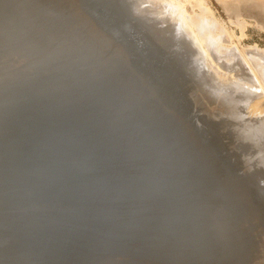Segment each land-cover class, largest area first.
<instances>
[{
	"label": "rangeland",
	"instance_id": "rangeland-1",
	"mask_svg": "<svg viewBox=\"0 0 264 264\" xmlns=\"http://www.w3.org/2000/svg\"><path fill=\"white\" fill-rule=\"evenodd\" d=\"M38 1L0 0V111L1 109L10 111L8 112L9 115L4 116L3 121L0 123L2 128L3 124L11 126V128L7 126L9 133H6V137L9 136L8 138L11 137L15 140V137L19 139V136L23 140L21 143L28 141L31 145H39V147L44 148L42 154H45V152L47 154L51 149L55 148L56 152H61L55 154L54 151H51L53 155L48 153L49 157L48 154H45V157H48H46L47 161L51 158L55 159L54 157L57 154L60 157V154H63L66 156V160L62 159L65 156L62 155L63 157H61L63 163L69 161L67 160L68 156L71 157L70 160L72 162L69 161L71 164L66 163L64 165L65 163L62 164L60 157L57 155L54 161L60 162L66 169L62 168L60 163V167L56 168L59 164L53 161V166H49L50 173H48V163H45L44 156L41 158V153L38 156L39 152L36 154L38 158L31 154L29 158L28 156L26 157L28 159L25 158L27 161H23L19 157L15 159L19 156L15 149L22 144L18 140L16 142L12 141L14 143L10 141L11 144L9 145H13L11 148H14L15 143L21 144H15L17 148L13 149L14 154L16 153L17 156L14 154L10 156L11 152L9 151H11V148L8 145L7 149L4 143L7 142L6 144H8L11 139L6 138L7 141L4 140L3 143L1 140L5 137L6 130L2 132L4 134L0 138V142H2L0 143V154L1 157H4V160L2 159L3 161L0 162V174L2 177H6L15 171L16 173L21 171V174L17 176L21 177L22 173H24V176L28 175L33 182L32 184L29 178H25L22 175V178H25V180L23 179L25 183L22 184V178L19 179L16 174H13V177H16L15 181L12 180L13 177L12 179L8 178L10 176L7 177L13 181L12 185L11 181H7L8 179L3 181L0 175V204L4 205L0 210L2 213L4 212L3 214L0 212V217H3L2 219L0 218L2 223H0V229L3 226L2 229L4 230H2L3 232L1 231L2 234L0 232L3 237L0 236V245H4L6 240L4 241L3 239H7L12 233L11 237H8V240L11 239L9 240L10 243H7V241V245H4L5 249L9 247L11 252H6L8 249H4V251V246H0V254L6 258L8 264H107V262L108 264H110L109 262L111 264H264V201L260 194L259 183L255 182L257 178L245 176V174L236 169L230 159H225L218 154H214L213 151L211 152L207 148L206 142L205 147L207 150H205V154H202L206 148H201V150L200 147H204V145H197V143L205 141L203 131L206 129L192 118L191 108L186 103L183 96L184 93L179 88L173 89L174 83L166 76L165 67L152 60L153 51L150 43L145 39V46L143 47L138 42H135L130 37V29L128 27L136 29L133 27L134 25L131 26L127 23L130 18L129 15L135 13V16H130L135 18H132L133 21L137 20L135 23L138 25H136L140 29L143 27L141 30L146 35L148 34V38L152 37L153 39H150L156 42L155 37L156 39L162 37L160 40L158 38L157 43L162 46L161 50L167 49L170 54L172 51H178L179 48L177 47L178 44L180 45V37L181 39L186 37V35L184 36V32L186 34L184 22L192 18L189 23H192L191 28L197 38L202 36L203 30L199 29L200 24H193V20L201 19L200 21L207 23L206 25L203 23L206 27L211 25L209 26L212 31L210 36L214 43H209V45L204 43L205 39L203 42H201V39V41L199 40L206 54L204 55L202 49L199 47V51L196 46L194 47L197 50L192 49L190 51L193 53L199 52L197 54H200L199 56L202 57L203 61L205 60L204 62L201 60L205 66L203 67L204 70L209 67L210 63L218 65L221 62L216 55L217 53L222 55L227 53L236 54V52L238 55L240 53L238 55L240 62H237V60V64L241 63L240 66L242 67L253 66L245 68L247 70L246 73L250 70L248 73L250 75H247V77L249 81H251V77L256 80L259 87L255 90V93L250 95V99L251 104L257 98L261 100L259 102L256 100L252 105L255 111L253 112L258 113L257 115L263 118L264 0H167V3L162 0L160 4L157 2L158 0H151L154 1L153 3L150 0H145V2L144 0H134V2L133 0L131 2L130 0H122L124 1L122 2V7L125 8L123 10L126 11L127 9L126 13H129V15L123 13L124 11L110 9L109 7L111 6L105 1L102 3L101 0H40V2H46L44 4H40ZM35 2H38L39 5ZM132 2V6H136L135 8L133 7V11H131ZM33 3L34 5H32ZM92 5L96 9L92 10L89 22L85 25H78L81 13H84L82 11H90V6ZM127 5L129 8L131 7V10L127 8ZM153 5H156V8ZM160 6L165 8L162 9ZM148 7H152L151 9L156 14V16L151 14L155 16L154 19L152 18L153 21L149 20L152 12H149ZM173 9L183 12L181 13L183 19L180 17L178 20L176 17V21L175 16H173ZM155 10H158V13ZM159 14L162 15L159 16ZM147 15L149 18L148 21H145L147 20ZM71 18L73 19L70 20ZM155 18L158 19L157 22L161 21L159 24L163 23L162 26L160 25L161 27H167L172 32L170 36L174 34L180 35L182 32L183 35H178L179 38L174 35V42L171 40L172 38L169 36L168 31L164 32L167 29L164 30L157 24L159 30L156 24L153 23L156 21ZM181 19L184 21L182 22ZM165 21L170 22L167 23ZM181 22L182 24H180ZM176 23L181 28L177 27ZM151 24L153 25L151 26ZM152 27L156 29L153 30ZM98 28H102L107 36L112 37L110 39V48L105 47L107 56L114 52V48L111 45H121L125 50L135 48L138 53L137 63H148V71L145 74L146 80H151V78L154 80L158 79L156 82L159 92H173L170 95L172 96V106L182 119L183 124L192 127V142L195 144H185V139L181 138V131L177 130V127L170 122H166L162 112H157L153 120L152 117L150 118L148 113H151L150 110L154 105L150 97H152L154 92L152 93V91L144 87H133L131 83V80L139 74L137 67L133 66L136 65V61L127 64L126 71L120 64L114 65L115 62H112L111 70L106 71L111 66L102 64V61H98L99 59L93 58L80 65H76L72 60H69L70 56L74 55L79 49L73 46L61 48L62 45H67L77 40H89V38L93 37L91 32L95 31V29L98 30ZM151 28L153 31L150 30ZM170 29L174 31V34ZM160 32L163 35L161 34L157 37L156 34H160ZM153 35L156 36L154 37ZM165 39L168 41L170 48L171 42H173L172 47L175 48L177 46L176 49H168L169 45ZM164 41L166 42L164 43ZM174 43H176L175 46ZM183 46L180 45V48H182L181 50L179 49L180 52L182 51L181 54L184 52L183 55L180 52L179 54L174 52L175 54L172 53L171 55H175L174 58L178 57L181 59L183 57V59L192 60V57L189 58L188 53L190 56H194L193 53L188 52L189 50L186 51L185 49L188 48ZM231 46L236 47L237 50L233 47L230 48ZM216 47L221 49L218 50ZM252 47L258 52L255 49L253 50ZM111 48L113 49L112 51H110ZM56 51L60 52L57 54ZM209 51H215L214 58L212 57L214 54L211 55L212 53ZM207 57L208 61L206 60ZM190 60L183 61L188 62L187 67L188 69L190 68L189 70L192 71L194 69L193 72H196L197 68L196 74L199 72V76L200 71H204L203 69L200 70L202 66L200 67V63L198 64L194 57L193 60L196 63L193 60L190 62ZM225 60L229 61L227 58ZM105 61L106 59L103 62ZM245 62L248 64L246 65ZM197 64L199 68H195V66H198ZM216 65L215 67H217ZM221 65L225 66L222 63ZM242 67L240 68L242 69ZM169 70L175 74L172 68ZM231 70H234L232 75L239 73L238 70L235 71L232 68ZM221 72L226 73L227 69L222 68ZM253 72L254 75L251 74ZM201 74L200 76L202 77L200 78L199 76L196 79L197 81H194L198 87L206 82L205 76H203L205 74L203 72ZM203 78L205 82H203ZM233 78L232 80L240 82L237 78ZM198 80H201L200 82L202 83ZM177 81L182 82V79L177 77ZM45 83L50 86L48 84V86H45ZM242 88L245 87L242 86ZM30 89L34 90V92L31 90V92L33 94L36 93V96L29 93ZM36 90H39L40 93ZM257 90L261 91L258 93ZM25 91H28L27 93L29 94H26ZM212 91H214L213 88H207L208 93L213 94ZM261 93L263 96L260 95ZM33 96L34 98H32ZM29 99L33 101V105L23 107L25 101H31ZM189 103L191 105L194 104L193 101ZM54 111L55 114H53ZM250 117L252 118L253 116L250 115ZM4 128L6 129V126ZM0 135L2 136V134ZM25 137L26 139H24ZM184 145H186V150L184 149V151L193 149V147L201 150V156L205 157L202 162L207 165L204 167L205 169L201 165L195 164V156L182 154L181 149ZM2 147L6 149L4 150ZM209 155L211 156L209 157ZM199 157L197 162L202 163ZM206 157L210 159H206ZM8 160H13L14 162L16 160V165H21L24 169L18 170L19 167L17 166L15 170L14 166L16 165L12 168ZM20 160L27 163L23 164ZM205 160H210L215 165L213 163L211 166V162L208 163L207 161L208 165ZM54 164L57 166L54 167ZM72 164L74 166L73 169L71 168ZM48 165H52V163ZM68 166L71 168L69 169L70 171ZM219 166H221V169ZM76 168L79 174L75 173ZM216 169H219V171ZM23 170L25 172H22ZM29 174L33 175V179H31ZM89 175L95 176H92V178ZM71 177L75 178L76 181L72 180ZM63 178H70L72 183L70 184L71 181L68 179L62 185L61 181H64ZM80 178L81 183L79 181ZM16 179L20 180V183H14L18 182ZM34 185L41 188V193L39 194H42L43 191L44 195H39L41 198L36 193L40 189L32 187ZM66 186L67 188H65ZM30 188L33 189L30 190ZM34 189L35 191H33ZM48 193L51 195H48ZM6 196L12 197L11 199H15V201L18 198L20 201H16L15 205V202H10L9 197ZM72 197H74L73 201H71ZM2 198L6 203L1 201ZM6 198L8 199L6 200ZM7 201L14 205H9ZM99 205L105 206L106 209H104L105 207L102 208V206L100 208ZM112 205L118 208L115 210V208L111 207ZM98 208L100 210L104 209L103 211L105 212L109 211L104 214ZM109 212L111 215H108L110 214ZM124 212L128 214L125 215ZM113 213L117 215L114 214L112 217ZM123 214L124 216H122ZM134 214H137L134 217H139L141 222L139 218H134L135 221L138 220V222H134L132 219ZM46 216L49 218L56 216V218L54 217L51 220ZM116 216L120 217L116 218ZM127 216H129L128 221ZM46 219H49L48 221L51 220V224ZM44 220L46 221L44 222ZM46 222L49 224H46ZM116 222H120L123 226L120 232L118 229H120L121 224ZM116 224H118V227ZM13 225L16 228L12 230L10 227ZM100 225H105V227L107 225L108 227L103 228L101 226V229ZM71 226H73V230L75 228H77L75 230L82 229V233L91 235V237L89 236L90 239H87L88 246L86 247L88 248L85 247L81 254H79L78 250L66 253V247L61 246L64 249H59L60 246H56V243L53 242V239H56V236L62 230L67 231ZM114 227L118 228L117 233L119 232V235L110 233L112 231L116 232ZM4 228H7L6 230H9L8 233L10 234H6L7 231ZM110 228H113V230L110 231ZM107 231L110 232L107 233ZM152 234L160 235L157 239V236L155 237ZM195 234H198L199 237L200 235L202 236L200 239L203 238V242L200 241L199 244L202 242V248L206 246L205 248L208 250H202L201 245L199 247L201 250L197 248L199 237ZM151 235L153 238H151ZM179 235L181 236L179 237ZM196 237L198 240H196ZM186 238L194 242L192 243L196 246L195 250L193 244L189 243ZM25 242H27V245ZM29 242L30 247H28ZM145 242L148 245L151 243L152 246L150 245L149 248ZM17 244L21 245L16 247ZM13 245L18 249H15ZM72 248L79 249L75 245H72ZM14 249L18 251V254L13 251ZM197 249H199L200 253L197 252ZM144 251L146 256L140 254ZM7 253L12 258L8 259ZM82 253L84 254L82 255ZM42 254L44 255L42 256ZM12 255L18 259L14 260ZM169 256H173V258ZM203 256H206V258L204 259ZM2 257L0 255V263L3 261ZM4 257L3 259H5Z\"/></svg>",
	"mask_w": 264,
	"mask_h": 264
},
{
	"label": "bare ground",
	"instance_id": "bare-ground-1",
	"mask_svg": "<svg viewBox=\"0 0 264 264\" xmlns=\"http://www.w3.org/2000/svg\"><path fill=\"white\" fill-rule=\"evenodd\" d=\"M36 1V0H35ZM38 1V0H37ZM44 1V0H43ZM58 1H60V0H58ZM61 1H64V0H61ZM103 1H105L106 3H108L111 7H109L110 9L111 8H113V9H115V10H119V11H124L123 10V8L124 7H122V2H124V1H122V0H101V2L103 3ZM147 1V0H146ZM151 1V0H150ZM155 1V0H154ZM154 1H151V3H153ZM157 1V0H156ZM164 1H166V3H167V0H164ZM33 2H34V0H33ZM38 2H40V0L38 1ZM38 2H35V3H37L38 4ZM54 2V1H53ZM55 2H57V1H55ZM126 2H128V1H126ZM130 2H131V0H130ZM133 2H134V0H133ZM133 2L131 3V6L133 5ZM144 2H145V0H144ZM143 2V3H144ZM149 2V1H148ZM159 4L162 2V0H158L157 1ZM44 3H46V2H44ZM76 3V2H75ZM135 3H138V2H135ZM147 3V2H146ZM150 3V2H149ZM165 3V2H164ZM169 3V2H168ZM172 3V2H171ZM62 4V3H61ZM70 4V3H69ZM73 4H74V1H73ZM72 4V5H73ZM77 4V3H76ZM130 4V3H129ZM128 4V5H129ZM32 5H34V3L32 4ZM36 5V4H35ZM39 5V4H38ZM46 5V4H45ZM71 5V4H70ZM125 5V4H124ZM127 5V6H128ZM139 5V4H138ZM166 5V4H165ZM168 5V4H167ZM41 6V5H40ZM54 6V5H53ZM73 6H76V5H73ZM130 6V5H129ZM129 6L127 7L128 9H130L129 8ZM151 6H152V4H151ZM154 6V5H153ZM169 6V5H168ZM133 7L134 6H132V10L131 11H133ZM136 7V6H135ZM134 7V8H135ZM155 8H156V5L154 6ZM153 7V8H154ZM161 7V6H160ZM172 7V6H171ZM175 7V6H174ZM54 8H56V7H54ZM58 8H60V7H58ZM76 8V7H75ZM149 8V7H148ZM152 8V7H151ZM151 8H149V12H152V13H150V19L149 20H152V18L154 19V17L156 16V14H155V12L151 9ZM162 8V7H161ZM163 8H165V7H163ZM162 8V9H163ZM173 8V7H172ZM175 8H178V7H175ZM90 11H82V12H84V13H81V16H80V19H79V24L78 25H85V24H87L88 22H89V20H90V16L92 15V10L93 9H96V7H94V5H92V6H90ZM125 9V8H124ZM159 9V8H158ZM68 10V9H67ZM136 10V9H135ZM134 10V11H135ZM171 10V9H170ZM174 10V12H173V16H175V20H176V17H177V19L179 18L180 19V17L182 18V16H181V13H183V12H179V10L178 9H173ZM126 11H127V9H126ZM126 11H124L123 13H125L126 15H129V13L127 14L126 13ZM146 11V10H145ZM144 11V12H145ZM156 11V10H155ZM158 11V10H157ZM156 11V12H157ZM164 11H165V9H164ZM167 11V10H166ZM169 11V10H168ZM60 12V11H59ZM72 12V11H71ZM111 12V11H110ZM154 12V13H153ZM163 12V11H162ZM132 13H134V12H132ZM158 13V12H157ZM168 13V12H167ZM171 13H172V11H171ZM63 14H65V13H63ZM71 14V13H70ZM151 14H155V16H153V15H151ZM165 14V13H164ZM74 15V14H73ZM131 16H135V13L132 15V14H130ZM129 15V19H128V21H127V23L128 24H130L131 26H133L136 30H134V29H131L130 27H128L129 29H130V31H129V34H130V37L135 41V42H138L139 44H141L143 47L145 46V43H144V41H145V39L150 43V45H151V48H152V51H153V56H152V60L154 61V62H158L159 64H161L163 67H165V74H166V76L169 78V80L170 81H172L173 83H174V85H173V89L174 88H179L183 93H184V97H185V100H186V103L187 104H189V106H190V108H191V114L193 115L192 116V118L194 119V121L195 122H197V123H199V124H201L202 126H203V128H205L206 130L205 131H203V135H204V139H205V141L204 142H198L197 143V145L198 144H201V146H203L204 145V147H200V149L201 148H206L205 146H206V143H207V148L208 149H210L211 150V152L213 151L214 152V154H218V155H220L221 157H224L225 159H230L233 163H234V165H235V167H236V169L237 170H239L240 172H242L243 174H245V176H248V177H253L254 179H256V181L255 182H258L259 183V186H260V188H261V196H262V199H263V201H264V116H263V118H260L256 113H254L255 111H254V107H253V103L256 101V100H258V98L256 99V100H253V103L251 104V99H250V95H252L253 93H255V90L259 87V85H257V83H256V80H254L252 77V79L250 78V80L251 81H249V79H248V77H247V75H248V73H249V71H248V73H246L247 72V68L248 67H251L252 65L250 64V62H249V64L251 65V66H248V67H242V66H240V64H237V62H240V59H239V57H238V55L240 54H238L237 55V52H236V54H225V55H222V54H219V53H217L216 55H217V57H218V59H220L221 60V62L220 63H218V65H216V64H213V63H210L209 65L207 64L208 62V57H207V63L205 62V64H207L209 67V69L206 67V70H204V68L203 67H205L204 66V64L202 63V62H204L203 61V59H202V57L201 56H199L197 53H199V52H192V51H190V50H192V49H195V50H197L194 46H196L198 49H199V47L202 49V47H201V45H202V43L201 42H203V40L205 39V41H204V43H206V44H211L212 42L214 43V41H212V39H211V34L210 33H212V31L210 30V28H209V26H211V25H209L208 27H206V26H204V22H202V21H200L199 19H197V20H193V24L194 23H196V24H200V30L202 31V36L201 37H198L197 38V36L195 35V33L193 32V30H192V26H191V22L189 23V21L192 19H190L189 21H187V22H184V26H185V31H186V34H185V32H184V36L186 35V37L183 39H181V37H180V41H179V43H180V45H184L185 46V48L187 47L188 49H185L186 51L187 50H189L188 52H191V54L193 53V55L194 56H190V54L188 53V55H189V58H191L192 57V60H193V57L195 58V61L196 62H198V64L200 65V70L201 69H203L204 71H202L205 75H203V76H205V79H206V82L204 81V78H203V82H205V83H203V85L201 86L200 85V87H198V85H196V83L194 82L197 78H199V76L200 75H202L201 73V71H200V75L198 76V74H199V72H198V74H196V72H197V68L196 67H198L199 68V65L198 66H195V68H196V72L194 71L193 72V67H192V65H191V68L193 69L192 71L191 70H189L188 69V62H185V61H189L190 59L187 57V59H189V60H186V59H183V57H181V55H183V53L181 54V52L179 51V49L181 50V48H180V45L178 44V47L177 46H175L176 45V43H174V46H175V48H173L172 47V43L173 42H171V41H169V42H171V48H173V49H176V47L177 48H179L178 49V51L176 50V51H172L171 52V54L172 53H174V52H177V54H179V52H180V57H181V59H183V60H185V61H183V60H181L180 58H178V57H176V58H174V56H172L169 52H168V50L167 49H165V48H163V49H165V50H161V45H159L157 42H158V35H163V33H161L160 32V34H156L157 35V39H156V35L154 36L155 37V40H157V42L156 41H154V40H152L153 38L152 37H150V38H152V39H150V38H148V34L146 35L145 34V32L143 31V30H141V29H143V27L140 29L137 25V23H135V22H137V20L136 21H133L132 20V18H131V16ZM148 15H149V13H148ZM147 15V16H148ZM162 15V14H161ZM160 14H159V16H161ZM75 16V15H74ZM153 16V17H152ZM165 16H168V15H165ZM171 16H172V14H171ZM164 17V16H163ZM145 18V17H144ZM144 18H143V20H144ZM147 18V20H145V21H148V18H149V16L148 17H146ZM158 18H160V17H158ZM166 18H168V17H166ZM170 18V17H169ZM171 18H173V17H171ZM185 18V17H184ZM73 18H71L70 20H72ZM133 19H135V18H133ZM178 19V20H179ZM183 19V18H182ZM182 19H181V21H182ZM186 19V18H185ZM205 19V18H204ZM66 20V19H65ZM155 22H157V18H155ZM164 20V19H163ZM162 20V21H163ZM170 20V19H169ZM203 20V19H202ZM68 21V20H67ZM153 21V20H152ZM172 21V20H171ZM177 21V20H176ZM184 21V20H183ZM182 21V22H183ZM192 21V20H191ZM72 22V21H71ZM155 22H153L154 24H156V26H157V24H159V22H161V21H159V22H157V23H155ZM165 22H170V21H165ZM173 22H175V21H173ZM172 22V23H173ZM180 22V21H179ZM182 22L180 23V24H182ZM207 22V21H206ZM150 23H152V22H150ZM178 23V22H177ZM176 23V24H177ZM204 23V24H203ZM209 23V22H208ZM61 24V23H60ZM69 24H70V22H69ZM125 24V23H124ZM137 24V25H136ZM141 24V23H140ZM144 24V23H143ZM146 24V23H145ZM163 24V23H162ZM162 24L160 23L159 24V27L160 28H163L164 30L165 29H167V27L166 28H164V27H161L162 26ZM175 24V23H174ZM179 24V23H178ZM178 24H177V27H180L181 28V26H178ZM207 24V23H206ZM205 24V25H206ZM71 25V24H70ZM74 25H76L75 23H74ZM73 25V26H74ZM126 25V24H125ZM124 25V26H125ZM142 25V24H141ZM153 24H151V26H152ZM161 25V26H160ZM166 25V24H165ZM168 25V24H167ZM77 26V25H76ZM89 26V25H88ZM103 26V25H102ZM145 26V25H144ZM149 26V25H148ZM155 26V25H154ZM164 26V25H163ZM158 27V26H157ZM159 27H158V29H159ZM170 27V26H169ZM153 28V27H152ZM152 28L150 29V30H152ZM170 28H172V27H170ZM81 29H82V27H81ZM144 29H146V28H144ZM154 29H156V28H153V30ZM212 29V28H211ZM152 30V31H153ZM160 30V29H159ZM171 30V29H170ZM181 30V29H180ZM182 30H183V28H182ZM76 31V30H75ZM152 31H151V33H152ZM168 31V34H169V36L172 34V32H170L168 29L166 30V31H164V32H167ZM171 31H173V30H171ZM211 31V32H210ZM148 32V31H147ZM146 32V33H147ZM150 32V31H149ZM155 32V31H154ZM180 32H182V31H180ZM150 33V34H151ZM87 34V33H86ZM91 34H92V38L90 39L89 38V40H86V41H74V42H71L70 44H67V45H62V47L61 48H63L64 46H73V47H75V48H77V49H79V50H77L76 51V53L74 54V55H72V56H70L71 58L69 59V60H72L76 65H80V64H83V63H85V62H87V61H89V60H91V59H93V58H95V59H99L98 61H102V64H105L106 66L107 65H109V66H111L110 67V69H108V70H106V71H109V70H111V68H112V66H113V63L112 62H115L114 63V65H116V64H120V66H123V68H124V70L126 71V69H127V64H129L130 62H132V61H136V65H133V66H136L137 67V70L139 71V74H138V76H136V77H134L131 81V83H132V86L133 87H144V88H148L150 91H152V93H153V95H152V97H150V98H152V101H153V108H151V113L149 112L148 114L150 115V118L152 117V120L156 117V113L157 112H162V114H163V118L166 120V122H170L171 124H173L174 126H176L177 128V130H179V131H181V138H184L185 139V144L187 143V145H189V144H195V143H193L192 142V127L191 126H189V125H184L183 124V122H182V119L179 117V115L176 113V111H175V109L173 108V106H172V96H170L173 92H170V93H162V92H159L158 90H157V80L155 79H152L151 78V80H146V73H147V71H148V63H146V62H139V63H137L138 61H137V56H138V53H137V50L135 49V48H130V49H128V50H125L124 49V47L123 46H121V45H111L113 48H114V52L113 53H110V55L109 56H107L106 54V52H105V47L107 46V48L110 46V39L112 38L111 36H107L105 33H104V31H103V29L102 28H98V30H96L95 29V31H93V32H91ZM168 34H167V36H168ZM173 34H174V31H173ZM182 35H183V32L181 33ZM180 34V35H181ZM166 35V34H165ZM175 36L177 35V34H174ZM174 35H172V36H170L172 39L171 40H173L174 42H175V38H174ZM179 35V34H178ZM177 35V37L179 38V36ZM181 35V36H182ZM187 36H190V37H187ZM214 39H215V37L214 36H212ZM86 38V37H85ZM162 38V37H161ZM161 38H159V40L161 39ZM164 38H166V37H164ZM174 38V39H173ZM167 39V38H166ZM165 39V40H166ZM202 41H201V40ZM163 40V39H162ZM161 40V41H162ZM168 40H169V38H168ZM177 40V39H176ZM201 42H200V41ZM143 41V42H142ZM167 41V40H166ZM166 41H164V43L166 42ZM160 42V41H159ZM177 42V41H176ZM182 42V43H181ZM167 44H168V41L166 42ZM178 43V42H177ZM161 44H162V42H161ZM209 44V45H210ZM164 45H166V44H164ZM169 45V44H168ZM153 46V47H152ZM167 46V45H166ZM183 46V47H184ZM207 46V45H206ZM233 46H231L230 48H232ZM110 48V47H109ZM108 48V49H109ZM168 49L170 48V45H169V47H167ZM171 48H170V50H171ZM205 48V47H204ZM217 48V47H216ZM223 48V47H222ZM233 48H235L236 49V47H233ZM172 49V50H173ZM210 49V48H209ZM218 50H220L219 48H217ZM224 49V48H223ZM222 49V50H223ZM252 49L254 50L255 48H253L252 47ZM252 49H250V50H252ZM113 49L111 48V50L110 51H112ZM182 50H184V49H182ZM211 50V49H210ZM237 50V49H236ZM258 50V49H257ZM108 51V50H107ZM186 51H185V53H186ZM199 51H200V49H199ZM202 51H203V49H202ZM217 51V50H216ZM230 51V50H229ZM255 51H256V49H255ZM57 52V54L60 52V51H56ZM210 53H212L211 55H213L214 54V52L215 51H213V52H211V51H209ZM221 52V51H220ZM225 52H226V50H225ZM228 52V51H227ZM234 52V51H233ZM256 52H258V51H256ZM261 52H263L262 50H261ZM106 53V54H105ZM201 53V52H200ZM203 53H204V51H203ZM202 53V54H203ZM223 53V52H222ZM255 53V52H254ZM175 54V53H174ZM206 53H204V55H205ZM248 54H249V52H248ZM256 54V53H255ZM264 54V53H263ZM187 55V54H186ZM187 55V56H188ZM210 55V54H209ZM260 55V54H259ZM103 56H105V57H103ZM185 56V55H184ZM244 56V55H243ZM243 56H241V58H243ZM256 56V55H255ZM263 56V55H262ZM211 57V56H210ZM213 58L215 57V54L212 56ZM219 57H221V58H219ZM246 57V56H245ZM259 57V59H261L260 58V56H258ZM264 57V56H263ZM185 58H186V56H185ZM212 58V59H213ZM228 59L229 61H226L225 59ZM106 59V61L105 62H103L104 60ZM205 59V58H204ZM224 59V60H223ZM245 59V58H244ZM243 59V60H244ZM247 59V58H246ZM262 59H264V58H262ZM75 60V61H74ZM192 60H190V62L192 61ZM201 60H202V62H201ZM238 60V61H237ZM237 61V62H236ZM246 61H249V60H246ZM189 62V63H190ZM193 62H194V60H193ZM196 62H194V63H196ZM210 62V61H209ZM241 62H244V61H241ZM193 63V64H194ZM221 63L222 64H224L225 66H223V65H221ZM258 63V62H257ZM131 64V63H130ZM219 64H220V66H219ZM232 64H233V66H232ZM245 64L247 65L248 63H246L245 62ZM195 65V64H194ZM193 65V66H194ZM206 65V66H207ZM215 65L217 66V67H215ZM229 65H231L230 67L232 68V69H235V71L236 70H238L239 71V73H237V74H233L232 75V72L234 71H232L231 70V68L229 67ZM106 66H104V67H106ZM132 66V67H133ZM190 66V65H189ZM255 66V65H254ZM256 66H257V64H256ZM255 66V68H257ZM220 67V68H219ZM240 67H242V69L240 68ZM253 67V66H252ZM173 69L174 70V72H175V74H173L172 73V71L171 70H169V69ZM222 68H225V69H227V72L225 73V72H221L222 71ZM246 68V69H245ZM251 70H253V69H251ZM241 71V72H240ZM254 71V70H253ZM31 72V71H30ZM256 72V71H255ZM245 74V75H244ZM251 74H253L254 75V72L253 73H251ZM262 74L264 75V69H263V72H262ZM158 75V74H157ZM250 75V74H249ZM248 75V76H249ZM149 76V75H148ZM257 76V75H256ZM260 76V75H259ZM150 77V76H149ZM155 78H157L156 76H154ZM177 77H179V78H181L182 79V82H179V81H177ZM202 76H200V78H201ZM233 77H235V78H237L240 82H236V81H234V80H232V79H234ZM246 77V78H245ZM258 77V76H257ZM262 77V76H261ZM148 78V77H147ZM256 79V78H255ZM163 81V80H162ZM197 81V80H196ZM199 81V80H198ZM201 81V80H200ZM199 81V82H200ZM241 81H243V82H241ZM258 81V80H257ZM262 81V80H261ZM263 82H264V80H263ZM162 83V82H161ZM200 83H202V82H200ZM199 83V84H200ZM48 83H45V86H48L47 85ZM184 84V85H183ZM235 84V85H234ZM259 84V83H258ZM262 84V83H261ZM161 85V84H160ZM163 85V84H162ZM263 85V84H262ZM50 86V85H49ZM242 86L243 87H245V88H242ZM210 88V89H214V91H212L213 92V94L211 93H208L207 92V88ZM46 88V87H45ZM49 88V87H48ZM261 88V87H260ZM39 89V88H38ZM263 89V88H262ZM11 90V89H10ZM31 90L32 89H30V91H29V93L31 94L32 93V95H35L36 96V93H34L33 94V92H34V90H32L33 92H31ZM36 91H39V90H36ZM35 91V92H36ZM258 91V90H257ZM256 91V92H257ZM261 91V90H260ZM260 91H258V93L260 92ZM264 91V90H263ZM28 92V91H27ZM26 91H25V93L26 94H29V93H27ZM39 93H40V91H39ZM32 95H30V96H32ZM257 95V94H256ZM260 95H262V93L260 94ZM263 96V95H262ZM264 97V96H263ZM32 98H34V96L32 97ZM253 98H254V96H253ZM29 100H31V99H29ZM211 100V102H209ZM260 100V99H259ZM259 100H258V102H259ZM32 101V100H31ZM31 101H25V103H23V107H30V106H32L33 105V101L31 102ZM194 102V104L193 105H191L189 102ZM261 101V100H260ZM257 103V102H256ZM255 103V104H256ZM261 105V104H260ZM255 106V105H254ZM258 107V106H257ZM260 107V106H259ZM261 107H262V105H261ZM264 108V107H263ZM261 110V109H260ZM254 111V112H253ZM262 111V110H261ZM8 112H10V111H8V110H6V109H1V111H0V122L1 121H3V118H4V116H7V115H9L8 114ZM258 112H259V109H258ZM57 113V112H56ZM53 114H55V111L53 112ZM13 115V114H12ZM250 115H252L253 117L251 118L250 117ZM51 116V115H50ZM49 116V117H50ZM117 121V120H116ZM4 123V122H3ZM2 124L0 123V130H1V128H2V126H1ZM4 126H3V128H2V130L0 131L1 133L0 134H2V136L0 135V138L1 137H3V134L4 133H2V132H4L5 130H6V132H5V137H3L2 139L3 140H1L2 142L4 141V140H6L7 141V139H11V140H9V143L8 144H6V143H4L5 145H6V147H7V149H8V145L9 144H11V143H14V142H12V141H17L18 140V142H20L21 143V141H23L19 136H18V138L19 139H17V137H15L16 139L14 140L13 138H8L9 136H7L6 137V133H9V128H7V126L8 127H10L11 128V126H9V125H5V124H3ZM6 126V129L4 128ZM62 127V126H61ZM13 128V127H12ZM8 129V130H7ZM13 130V129H12ZM14 130H15V128H14ZM183 136V137H182ZM5 138V139H4ZM7 138V139H6ZM13 139V140H12ZM24 139H26V137L24 138ZM10 141H11V143H10ZM26 141V140H25ZM2 142H0V143H2ZM28 141H26L24 144L23 143H15L16 145H21L20 147L22 148V150H21V148L20 147H16V145L14 144V148H17V149H15L16 150V153L19 155V156H17L16 155V153L14 154V148L12 147L11 148V146H13V145H9V148H11L10 150L11 151H9V152H11L9 155L11 156L12 154H14V155H16L14 158L15 159H17L18 157L20 158V159H22L23 161H27L26 159H28L29 158V156L32 154V155H34V156H36V154H38L37 152H39V154H38V156L40 155V153H41V158H43V156L45 157V154H46V152H45V150H44V152H45V154H42L43 153V149L44 148H41V147H39V145L38 146H35L34 144H32V145H34V146H32L29 142H28V144H26ZM206 142V143H205ZM26 144V145H25ZM41 146V145H40ZM196 146V145H195ZM186 145H184V147L181 149V152H183L182 154H187V155H192V156H195V160H194V162H195V164H198V165H201L203 168L204 167H206L207 165H205L204 164V162H202V161H204V156H201V150H199V148L197 149V147H196V149H194V147H193V149H189V150H187V151H184V149L186 150ZM1 148V147H0ZM20 148V149H19ZM207 148L206 149H204V151H203V153L202 154H205L204 152H205V150H207ZM2 149H6V148H4V147H2ZM46 149V148H45ZM13 150V151H12ZM58 150V149H57ZM47 151V150H46ZM51 151H54L55 152V154L56 153H59L60 151H58V152H56V148L55 149H51ZM48 152L50 155H53L52 153L53 152ZM13 152V153H12ZM62 152H64V151H62ZM208 152H209V150H208ZM207 152V153H208ZM210 152V153H211ZM47 153V154H48ZM61 153V152H60ZM46 154V155H47ZM48 154V157L50 156ZM54 154V155H55ZM8 155V156H9ZM58 155V154H57ZM57 155H56V157H57ZM61 155V157H63V156H65V155H63V154H60ZM63 155V156H62ZM212 155V154H211ZM211 155H209V157L211 156ZM217 155V156H218ZM13 156V155H12ZM28 156V158H26ZM38 156H36L37 158H38ZM59 156V155H58ZM200 156V157H199ZM214 156V155H213ZM213 156H212V158H213ZM216 156V155H215ZM3 157V156H2ZM1 157V154H0V158H1V161L0 162H2L3 160H4V157L2 158ZM40 157H39V159H40ZM47 157V156H46ZM46 157L45 158H43V159H45V160H43V161H45V163H48V164H50V163H52V165H48L47 164V166H48V171H49V169H50V167L49 166H53V161L54 160H56V157H54L55 159H53V158H51L50 160L48 159V161H47V159H46ZM47 157V158H48ZM60 157V156H59ZM58 157V158H59ZM61 157H60V162H62L63 160L62 159H65L66 158V156L64 157V158H62L61 159ZM199 157V159H201V162L202 163H200V162H197V158ZM203 157V158H202ZM207 158L206 157V159H210V158ZM26 158V159H25ZM57 158V160H59ZM70 158L71 157H69L68 156V159L67 160H69V161H71L70 160ZM3 159V160H2ZM14 160V159H13ZM9 161L8 163L9 164H11L10 166L13 168V166L14 165H16V160H15V162L14 161ZM22 160H20V161H22ZM66 160V159H65ZM216 160V159H215ZM20 161H19V163H20ZM22 161V163L23 164H26L27 162H23ZM49 161H51L50 163H49ZM62 162V164H64V165H66V163H68V164H71V162ZM206 161V160H205ZM208 161V163H210L211 161L210 160H207ZM207 161H206V163H207ZM214 161V160H213ZM219 161V160H218ZM12 162H14L13 164H12ZM56 162V164H59L60 162H58L57 163V161H54V163ZM220 162H222V161H220ZM226 162V161H225ZM22 163H20V164H22ZM44 163V162H43ZM207 163V164H208ZM214 163V162H213ZM212 162L210 163V165L211 164H213ZM61 164V163H60ZM60 164L58 165V167H56V168H59L60 167ZM61 164V165H62ZM218 164V163H217ZM209 165V164H208ZM214 165H215V163H214ZM21 167V165H16V166H14V169L16 170L17 168L16 167ZM55 166H57V165H55L54 164V167ZM69 166H71V165H69ZM68 166V167H69ZM212 166V165H211ZM24 167V166H23ZM67 167V166H66ZM73 164H72V169H73ZM210 167V166H209ZM208 167V168H209ZM18 168V170H22V169H24V168H20L19 169ZM55 168V169H56ZM62 168H65L63 165H62ZM70 167L68 168V170L69 169H71ZM216 168V167H215ZM218 168V167H217ZM219 168L221 169V166H219ZM13 169V170H14ZM46 169H47V167H46ZM66 169V168H65ZM79 169V168H78ZM205 169V168H204ZM210 169H211V167H210ZM210 169H208V170H210ZM214 169V168H213ZM212 169V170H213ZM227 169V168H226ZM17 170V171H18ZM77 170V168L75 169V171ZM217 170V169H216ZM231 170V169H230ZM47 171V170H46ZM47 171V172H48ZM52 171V170H51ZM65 171V170H64ZM63 171V172H64ZM70 171V170H69ZM217 171H219V169L217 170ZM22 172H25L24 170L22 171ZM66 172H68V171H66ZM80 172V171H79ZM48 173H50V171L48 172ZM65 173V172H64ZM75 173H77V174H79L77 171L75 172ZM218 173H220V172H218ZM12 174V173H11ZM11 174H9V175H7L6 177H2V175H1V177H2V179H3V181H4V179H12V177L14 176L13 174H16V177H18L19 179L20 178H22V175L24 176L25 174L24 173H22V175H21V177H19V176H17L18 174L20 175L21 174V171L19 172H17L16 173V171L11 175ZM31 174V173H30ZM29 174V176H31ZM33 175H35L34 173H32ZM82 174H84L83 172H82ZM89 174V173H88ZM87 174V175H88ZM205 174V173H204ZM216 174V173H215ZM5 175V174H4ZM33 175L31 176V179H33L32 177H33ZM75 175V174H74ZM85 175V174H84ZM87 175H86V177H87ZM220 175V174H219ZM222 176H223V174H221ZM224 175H226V174H224ZM8 176H10V177H8ZM76 176H78V175H76ZM75 176V177H76ZM80 176V175H79ZM78 176V177H79ZM90 177H92V176H95V175H89ZM97 176V175H96ZM233 176V175H232ZM8 177V178H7ZM16 177H13V179L12 180H14L15 181V178ZM25 177V176H24ZM81 177H82V175H81ZM256 177V178H255ZM17 178V179H18ZM25 178H29L28 177V175H26V177ZM25 178H22L21 179V182H22V184H24L25 183ZM72 178V177H71ZM84 178V177H83ZM93 178V177H92ZM224 178V177H223ZM227 178V177H226ZM229 178H230V176H229ZM7 180V181H11V184L13 185V181L12 180ZM16 179V180H17ZM24 179V180H23ZM64 179V181L62 182L61 181V184L63 185L65 182H66V180L68 181V179L70 180V178H68V179H65V178H63ZM78 179V178H77ZM85 179V178H84ZM231 179V178H230ZM234 179V178H233ZM232 179V180H233ZM248 179V178H247ZM24 182H23V181ZM27 180V179H26ZM29 180H30V178H29ZM72 180H75V178H72ZM89 180V179H88ZM88 180H87V182H88ZM96 180V179H95ZM95 180H94V182H95ZM98 180V179H97ZM2 181V180H1ZM3 181H2V183H3ZM18 182H14V183H20L19 181L20 180H17ZM31 181V180H30ZM71 181V180H70ZM76 181V180H75ZM80 183H81V178H80ZM90 181H92V180H90ZM229 181V180H228ZM228 181H226V182H228ZM236 181V180H235ZM27 182V181H26ZM86 182V183H87ZM5 183H6V180H5ZM9 183V182H8ZM31 183L33 184V182L31 181ZM59 183V182H58ZM58 183H56V184H58ZM72 183V181L70 182V184ZM74 183V182H73ZM92 183V182H91ZM4 184V183H3ZM10 184V183H9ZM61 184H60V186H61ZM67 184V183H66ZM233 184H235L234 182H233ZM248 184H249V182H248ZM26 185V184H25ZM69 185V184H68ZM93 186H94V184H92ZM251 185V184H250ZM253 185V184H252ZM255 185V184H254ZM55 186V185H54ZM57 186H59V185H57ZM59 186V187H60ZM65 186V185H64ZM87 186V185H86ZM257 186V185H256ZM27 187V186H26ZM32 187H34L35 189H37V188H39L40 190H37V194H38V196L39 195H42L43 194V191H42V194H39V193H41V188L40 187H37L36 185H34V186H32ZM70 187V186H69ZM92 187V186H91ZM61 188V187H60ZM62 188H63V186H62ZM65 188H67V186L65 187ZM90 188V187H89ZM28 189V188H27ZM33 189V188H32ZM31 188H30V190H32ZM35 189L33 190V191H35ZM91 190H92V188H90ZM89 189V190H90ZM104 189H105V187H104ZM57 190V189H56ZM58 190H59V188H58ZM58 190H57V192H58ZM61 190V189H60ZM89 190H86V191H89ZM38 191H40V192H38ZM263 191V192H262ZM90 192V191H89ZM32 193H34V192H32ZM36 193H35V196H36ZM258 193V192H257ZM74 194V193H73ZM44 195V194H43ZM48 195H51L50 193H48ZM210 195V194H209ZM4 196V195H3ZM2 196V197H3ZM37 196V197H38ZM71 196H73V195H71ZM85 196V195H84ZM1 197V196H0ZM5 197V196H4ZM3 197V198H4ZM6 197H9V196H6ZM44 197V196H43ZM75 197V196H74ZM74 197H72L73 199L71 200V201H73L74 200ZM230 197H232V195H230ZM3 198H2V200L1 201H3ZM12 197H9V200H10V202H15V205H16V201H18L19 199L17 198V197H15V198H17V200L15 201V199H11ZM39 198H41L40 196H39ZM233 198V197H232ZM8 198H6V200H7ZM5 200V199H4ZM13 200V201H12ZM259 200V199H258ZM20 201V200H19ZM3 202H5V201H3ZM10 202L9 201H7V203L9 204V205H14L13 203L12 204H10ZM22 202H23V200H22ZM6 203V202H5ZM19 204H21L20 202H18ZM116 203V202H115ZM264 203V202H263ZM45 204H47V203H45ZM44 204V205H45ZM101 204V203H100ZM262 204V203H261ZM1 205V207H0V210H1V208H2V206H4L3 204H0ZM253 205V204H252ZM46 206V205H45ZM100 206V208H101V206L102 205H99ZM115 206V205H114ZM259 206V205H258ZM103 207H105V206H102V208ZM112 208H115V207H113V205L111 206ZM255 207V206H254ZM264 207V206H263ZM4 208V207H3ZM118 208V207H117ZM117 208H115V210L117 209ZM249 208V207H248ZM6 209V208H5ZM99 209V208H98ZM104 209H106V207L104 208ZM103 209V210H104ZM100 210V209H99ZM103 210H100V211H103ZM107 210H108V208H107ZM106 210V211H107ZM114 210V209H113ZM257 210V209H256ZM259 210V209H258ZM109 211V210H108ZM107 211V212H108ZM111 211V210H110ZM264 211V210H263ZM262 211V212H263ZM1 212V211H0ZM107 212H105V211H103V213L105 214V213H107ZM117 212H119L118 210H117ZM116 212V213H117ZM128 213H129V211H127ZM125 213V215L126 214H128V213ZM133 212V211H132ZM261 212V213H262ZM2 213V212H1ZM4 213V212H3ZM2 213V214H3ZM110 213V212H109ZM120 213V212H119ZM123 213V212H122ZM114 214L115 213H113V215H112V217L114 216ZM55 215V214H54ZM108 215H111V213L110 214H108ZM115 215H117V214H115ZM130 215V214H129ZM135 215H137V214H134V215H132L133 216V218H132V216H130V218H132L133 220H134V222H138V220H136L135 221V219L134 218H136V217H134ZM2 216V215H1ZM49 216V215H48ZM48 216H46V217H48ZM122 216H124V214L122 215ZM50 217V216H49ZM48 217V218H49ZM55 218H56V216H54ZM54 217H52V218H54ZM118 217H120V216H116V218H118ZM128 217L129 216H127V221H128ZM1 219L3 218V217H0ZM52 218H49V219H51L52 220ZM123 218V217H122ZM126 218V217H125ZM124 218V221L126 220ZM137 218H139V217H137ZM136 218V219H137ZM43 219H45V218H43ZM48 219V220H49ZM140 219V218H139ZM47 220V219H46ZM46 220H44V222L46 221ZM47 220V221H48ZM50 220V221H51ZM50 221H48V222H50ZM140 222H141V219L139 220ZM41 222V221H40ZM43 222V221H42ZM126 222V221H125ZM163 222V221H162ZM1 223V222H0ZM116 223H120V222H116ZM2 224V223H1ZM41 224V223H40ZM39 224V225H40ZM43 224V223H42ZM45 224V223H44ZM46 224H49V223H47L46 222ZM50 224H51V222H50ZM121 224V223H120ZM125 224V223H124ZM128 224V223H127ZM132 224V223H131ZM134 224V223H133ZM139 224V223H138ZM91 225V224H90ZM117 225V227H118V224H116ZM143 225V224H142ZM166 225V224H165ZM2 226V225H1ZM8 226H10V224H8ZM14 226V225H13ZM13 226H11L10 228L13 230V229H15L16 228V226H14V228H12ZM42 226V225H41ZM95 226V225H94ZM102 225H100V227H101ZM75 227V226H74ZM91 227V226H90ZM103 228H106V227H108L107 225H106V227H105V225L104 226H102ZM102 227H101V229H102ZM112 227V226H111ZM120 227V226H119ZM122 224H121V227H120V229H118L119 230V232H120V230L122 229ZM125 227V226H124ZM146 227V226H145ZM2 228H3V226H2ZM0 229V232L3 230V229ZM8 228V227H7ZM7 228H4L5 230L7 229ZM72 228V229H71ZM115 229L114 230H116V232H110L111 230H113V228H110V231H107V233L108 232H110V233H112V234H114V233H117V229H116V227H114ZM10 229V230H11ZM71 229V230H70ZM70 229L69 230H67V231H63L62 230V232L61 233H59V235L58 236H56V239L54 238L53 239V242L54 243H56V246L58 245V246H60L59 247V249H61L62 247H66V250L67 251H65V250H63V251H65L66 253H70V252H73V250H78L79 251V254H81V252H83V249L86 247V246H88L87 245V239L89 238V236L91 237V235L90 234H84V233H82V229H80V230H75V229H77V228H75L74 230H73V226H71L70 227ZM91 229H93V228H91ZM125 229V228H124ZM143 229H144V227H143ZM11 230V232H13ZM95 230V229H94ZM106 230V229H105ZM109 230V229H108ZM4 231V230H3ZM2 231V232H3ZM7 232H6V234L8 233V231L9 230H6ZM91 231V230H90ZM122 231H124V230H122ZM141 231V230H140ZM145 231V230H144ZM151 231V230H150ZM2 232H1V234H2ZM106 232V231H105ZM118 232V233H119ZM182 232V231H181ZM117 233V234H118ZM125 233V232H124ZM149 233V232H148ZM0 234V236L2 237V235ZM3 234H5V233H3ZM5 234V235H6ZM8 234H10V233H8ZM12 234V233H11ZM11 234L9 235L10 237H11ZM120 234V233H119ZM118 234V235H119ZM199 234V233H198ZM198 234H195L196 236H198ZM152 235H155V234H152ZM152 235H151V238H153L152 237ZM160 235V234H159ZM158 235V236H159ZM193 235V234H192ZM195 235H194V237H195ZM8 236V235H7ZM6 236V237H7ZM8 236V237H9ZM93 236V235H92ZM150 236V235H149ZM157 235H155V237H156ZM158 236L156 237L157 239H158ZM178 236V235H177ZM181 235H179V237H180ZM5 237V238H6ZM8 237H7V239H3L4 241L6 240V242L7 243H10L9 242V240H11V239H9L8 240ZM148 237V236H147ZM185 237V236H184ZM193 237V236H192ZM199 237V236H198ZM200 237H202L201 235H200ZM200 237H199V241H198V243H197V245L196 246H198L197 248H199L200 247V245L202 244V239L203 238H201L200 239ZM3 238V237H2ZM161 238H162V236H161ZM28 239H30V238H28ZM27 239V240H28ZM90 239V238H89ZM88 239V240H89ZM145 239H147L146 237H145ZM159 239H160V237H159ZM182 239V238H181ZM195 239V238H194ZM205 239V238H204ZM0 240H1V238H0ZM55 240V241H54ZM153 240V239H152ZM179 240V239H178ZM186 240H188L187 238H186ZM196 240H198L197 239V237H196ZM26 241V240H25ZM29 241V240H28ZM147 241V240H146ZM154 241H155V239H154ZM189 241V240H188ZM200 241H202L200 244H199V242ZM206 240H204V242H205ZM210 241V240H209ZM4 243V245H7V243ZM150 242H151V240H150ZM161 242V241H160ZM192 243L193 241L191 240V241H189V243ZM207 242V241H206ZM23 243V242H22ZM26 243V245H27V242H25ZM146 243V242H145ZM144 243V244H145ZM149 243V242H148ZM155 243V242H154ZM156 243H157V241H156ZM194 243V242H193ZM192 243V244H193ZM211 243V242H210ZM158 244V243H157ZM199 244V245H198ZM207 244H208V242H207ZM3 244L2 245H0V246H4ZM10 245V244H9ZM19 245H21V244H19ZM19 245L17 244L16 245V247H19ZM22 245H24V244H22ZM49 245V244H48ZM55 245V244H54ZM72 245H75L76 247H78L79 249H76V248H72ZM146 245H148L147 243H146ZM150 245L152 246V244L151 243H149V245H148V247L150 248ZM155 245V244H154ZM153 245V246H154ZM206 245V244H205ZM210 245V244H209ZM14 247H15V245H13ZM62 246V247H61ZM158 246V245H157ZM190 246V245H189ZM193 246H194V244H193ZM196 246H194V250H195V247ZM213 246V245H212ZM15 247V249H18V248H16ZM28 247H30V242H29V246ZM27 247V248H28ZM50 247H52V246H50ZM146 247V246H145ZM155 247V246H154ZM154 247H152V248H154ZM203 247V245H201V249L202 250H208V249H206L205 247L206 246H204V248H202ZM208 247V246H207ZM20 248H21V246H20ZM31 248H32V245H31ZM40 248V247H39ZM41 248H42V246H41ZM86 248H88V247H86ZM144 248V247H143ZM214 248V247H213ZM212 248V249H213ZM221 248V247H220ZM2 249V248H1ZM5 249V246H4V248H3V250ZM8 249V250H7ZM10 249H11V247H10ZM15 249L13 250V251H15ZM46 249V248H45ZM44 249V250H45ZM62 249H64V248H62ZM156 249V248H155ZM177 249V248H176ZM175 249V250H176ZM182 249H184V248H182ZM200 249V248H199ZM199 249H197L196 251L198 252V253H200L199 252ZM200 249V250H201ZM5 250H7L6 252H9L10 250H9V247L8 248H6ZM4 250V251H5ZM22 250H24V249H22ZM26 250V249H25ZM34 250V249H33ZM41 250V249H40ZM48 250V249H47ZM85 250V249H84ZM20 251V250H19ZM49 251V250H48ZM60 251V250H59ZM185 251V250H184ZM0 252H1V250H0ZM11 252V251H10ZM17 252V254H18V251L16 250L15 251V253ZM38 252V251H37ZM37 252H36V254H37ZM149 252V251H148ZM3 253H5V252H3ZM15 253H13L14 255H15ZM144 253H146L145 251L144 252H141L140 254H144ZM201 253H203L202 251H201ZM207 253V252H206ZM12 254V253H11ZM41 254V253H40ZM51 254V253H50ZM55 254H56V252H55ZM55 254H54V256H55ZM84 253H82V255H83ZM152 254V253H151ZM205 254V253H204ZM203 254V255H204ZM1 255V257L3 256L2 254H0ZM5 255H6V253H5ZM7 255L9 256V253H7ZM14 255H12L13 256V258H14V260L17 258V257H14ZM27 255V254H26ZM44 254H42V256H43ZM145 255V254H144ZM170 255V254H169ZM192 255V254H191ZM34 256V255H33ZM45 256H46V254H45ZM44 256V257H45ZM146 256V255H145ZM202 256V255H201ZM4 257V256H3ZM3 257H2V262L0 263V264H3V263H7L8 264V262H7V260H6V258L5 259H3ZM31 257V256H30ZM62 257V256H61ZM71 257H72V255H71ZM152 257V256H151ZM170 257V256H169ZM9 258H12L11 257V255L8 257V259ZM42 258V257H41ZM46 258V257H45ZM53 258V257H52ZM56 258H57V256H56ZM153 258V257H152ZM170 258H173V256H171ZM203 258L205 259L206 258V256H203ZM18 259V258H17ZM31 259V258H30ZM80 259V258H79ZM161 259V258H160ZM4 260H5V262H4ZM43 260V259H42ZM48 260V259H47ZM165 260V259H164ZM255 260V259H254ZM1 261V260H0ZM8 261H10V260H8ZM12 261V260H11ZM77 261V260H76ZM206 262H207V260H205ZM165 262V261H164ZM163 262V263H164ZM5 263V264H6ZM13 263V262H12ZM48 263V262H47ZM102 263H104V262H102ZM110 264H111V262H109ZM202 263H204L203 261H202ZM106 264V263H105ZM107 264H108V262H107ZM205 264V263H204Z\"/></svg>",
	"mask_w": 264,
	"mask_h": 264
},
{
	"label": "water",
	"instance_id": "water-1",
	"mask_svg": "<svg viewBox=\"0 0 264 264\" xmlns=\"http://www.w3.org/2000/svg\"><path fill=\"white\" fill-rule=\"evenodd\" d=\"M40 4H44V3H43V2H40ZM126 77H127V76H126ZM126 77H125V78H126Z\"/></svg>",
	"mask_w": 264,
	"mask_h": 264
}]
</instances>
